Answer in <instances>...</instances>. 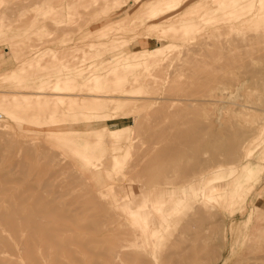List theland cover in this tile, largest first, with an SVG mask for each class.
Masks as SVG:
<instances>
[{
	"label": "rangeland",
	"instance_id": "1",
	"mask_svg": "<svg viewBox=\"0 0 264 264\" xmlns=\"http://www.w3.org/2000/svg\"><path fill=\"white\" fill-rule=\"evenodd\" d=\"M196 1L198 0H190L187 4L177 9L176 7L179 6L181 0L165 2L155 9H153L156 4L155 0H100V2L97 0L0 1V14L2 15V17H0V24L4 22L2 21L3 19H5V22L7 21V25L6 23L0 25V72L1 74L11 75L10 77H6V79L3 77L4 74H0V93L3 94L7 90L10 92L13 91L12 93L16 91L15 94L17 95H14L17 103L14 101L15 104L19 105L20 109L28 106L30 107L29 109H33V112L30 111L31 114L28 113L23 115L17 113V115L21 117L12 120L11 118L14 117L13 111L15 108L13 105L15 104L12 105L13 102L11 100H14V95L12 94L13 97H11V94L9 95V93L6 92L8 94L7 96L11 99L8 97L7 100V96H2L4 99L0 97V102L2 101L0 103V111L7 115L0 119L10 122L6 128L0 131V134L2 133L1 136L5 138V142L6 140L8 142V146L7 144L5 145L4 138L0 136V144L1 146L4 145L0 156V174L4 173L6 176L14 179L12 183L7 185L6 190L0 191V205H7L11 196L16 194V189L27 187L29 183L32 184V187H39L38 197L42 203L48 201L56 205L58 202L60 205L57 207L58 211L70 208V206L79 201L81 197H85L83 194L93 192L92 194L95 195L94 200L89 201V203H83L84 216L81 217L83 224H86L85 222H87L90 217H96L97 219L96 227L90 226L85 227L86 229H75L63 233L64 236L62 239L67 242L65 246L75 251V255H72L71 259L65 255V251H62V255L59 256L55 254L53 250H42L41 248H37V261H33L28 256L27 252L18 249L17 241L19 237L26 239L28 236L25 227L19 225L17 228H10L0 222V238L2 239L0 241V255L2 254L4 258H7L10 264H102L109 256L115 259L118 264H176L178 259L177 253L185 251L183 247L186 244L190 246L191 249L187 250V252L183 253V256H181L184 264H191L189 261L193 260L194 256L196 262L198 261L197 264H252L258 259L260 253L264 251L263 144L255 146L254 153L257 155V157L253 159V164L256 167L255 174L240 192L241 195H243V200L240 203H237L231 208H221L217 206V208L215 207L213 210L208 208L204 211H190L186 217H188L191 222L195 223V226L191 228L192 230L181 226L176 229L175 233L170 237L171 239L163 238L158 247L149 245L145 248L139 245H127L129 243L128 237L130 235L128 230L131 228V220L122 217L127 216L126 213L123 212V204L127 199L125 195L127 191L131 188L136 191V194L140 195L143 193L148 196V198H156L158 193H160L159 191L162 190V187H173L179 190L177 188L179 185L178 183L177 185L176 183L170 185L161 180L162 175L171 172L169 169L164 168L158 171L155 168H143L141 170L139 165L135 166L136 160L140 156L144 157L141 161V166L157 159L156 154L152 153V151L150 152L149 149L154 145L163 143L165 137L162 134L163 131L161 127L164 128V131H166L169 126L173 127L174 121L176 119L178 120L179 108L185 110L186 116H196L197 114L202 116L204 123L210 128H215V126L219 124V121H222L224 124H228L226 126H241L246 130L256 128L254 134L246 135V137L250 139L253 137L255 142L260 140L259 136H264V27L262 26L264 25V18H261L262 20L252 21V23L249 21L246 25H243V27L247 29L242 26L230 29L225 27L224 23L213 20V18L212 20L199 21L197 23L198 16L204 9L202 6H197L196 8L192 7ZM57 9H59L60 14L57 13ZM174 9H176L175 12L190 10L188 16L195 15L196 24L186 29L179 27L170 29L159 25L161 24V20H163L162 16L153 19L148 18L150 14L155 16L157 13L163 12L164 14L167 13L164 20H170L175 16ZM198 11L199 13L197 14ZM55 12L57 13L56 15ZM46 13H48L47 15L49 16H47ZM206 14L207 16H212L211 12ZM56 19H59V21ZM122 19L126 21L121 22ZM12 20H14V22ZM8 22L10 23L8 24ZM152 24L157 25L152 26ZM149 25L151 29L148 28ZM254 26L260 30H253L252 27ZM153 28L154 30H152ZM244 37H247V42L243 40L245 39ZM114 38L117 40L114 41ZM236 39H239L238 42ZM241 40L243 46H241L242 44L240 45L239 41ZM95 42L100 45L93 44ZM91 43L92 45L90 46L89 44ZM168 43L169 45H167ZM244 44L247 45L245 49L242 48ZM239 45L243 49V52H241ZM120 46L127 51L140 50V48L156 49L158 46L162 48L163 46L165 47L164 51L159 55L160 58L158 57L159 61L157 64L141 65L139 69V81L132 84L135 89H139L137 94L140 96L136 97V100L133 99L126 101L127 103L125 102V106H123L119 112L118 119H111L109 115L101 118L88 117L86 114L88 111H91V109L84 107L82 100L89 98L90 94H87V92H92L91 87H94L95 82L93 79L89 81L86 76V79L83 80L84 78L79 77L78 73L85 72L84 74L87 73V75H89L90 71H97L103 74L104 72L106 73V69L108 71L110 66L114 64L107 56L112 55L111 52H119ZM98 48L100 51L102 50L100 55L98 53ZM48 49L50 51H48ZM60 49H65V51ZM44 52H46L47 55ZM62 53L64 54L61 55ZM43 54L44 57H42ZM48 54L51 58H49ZM36 55L40 58V61L37 63L35 62L38 65H34L38 67L41 66V68L45 66L46 70H44L45 67L43 70L39 67L41 69L39 72L38 69L36 70L34 68L33 59H35ZM54 56H56L55 58L57 59H55ZM28 57L31 59V65H33L29 67L33 68L31 71L34 72H30V69L28 73L25 71L28 67L25 66L24 62L26 60L28 61ZM61 57H65V59ZM22 58L23 62L21 63L20 59ZM44 58H48L45 60L49 64L48 66H46L47 64ZM67 58L69 61H73L75 58L76 61L74 62L76 64H72L73 62L70 64ZM49 59H51L52 62L49 61ZM98 59L103 67L100 63L99 65L98 62H96ZM18 60L21 65L18 64ZM59 60H61V62ZM93 60H95V63ZM41 61L44 62V64H42ZM63 61L64 63L65 61L67 62L65 66ZM58 62L63 64V66L62 64L60 65L61 68L58 66ZM91 62L94 67H96L97 64L99 67L94 69ZM251 62L261 64H258L257 68H244L246 63ZM55 64H57V66ZM67 65H72V67L67 68ZM54 66L58 68V71H61L58 72ZM51 67H54L53 69L56 70L51 69ZM90 68L93 69L91 70ZM101 68L105 69L101 70ZM11 69L14 70V72ZM21 69H24V71ZM68 69L70 70L67 71ZM88 69L90 71H88ZM97 69H99V71ZM120 69L118 68V72H121L122 69ZM7 71L10 74H8ZM18 71L20 74L16 73ZM41 72L43 73L41 74ZM33 73L36 75L33 76ZM76 73L78 76H76ZM107 75L104 76V79H102L103 81L106 80L105 77H107ZM66 76L69 77V81L73 79L72 86L76 87V91L81 93L75 95L78 104L70 105L69 102H71V100L69 101V99L66 100L68 103L66 101L59 103V96H57V101L55 102L56 99L54 98V100L50 97V94L51 96L53 94L54 97V93L51 92L55 91L54 88L52 89L51 87L49 89L47 88L49 97H45L46 95L48 96V94L42 95L43 100H41V104L39 102L35 103L34 99L36 97L33 94L34 98L30 96L33 101L29 99V94H27L26 100L24 97H20V94H23L25 91L30 93L32 90H36V87L33 88L31 85H35L39 80L43 81L45 85H50L54 80L60 77L66 78ZM109 77L114 78L108 75V78ZM110 78L103 84L108 87H105L106 89H114L113 87L115 84L111 85L113 82ZM21 79L23 81H21ZM45 79L49 80L50 83L46 84ZM74 80L77 81L76 84ZM88 82L91 85V82H93V85H87ZM83 83H85L84 86H80ZM224 83L227 85L228 89L237 88V90L233 92L234 95L236 94L235 98L232 94V98L231 96L224 97L219 95L217 97H219L220 100L215 103L198 99V101H203L204 103L203 106L196 111L193 110V105H190L191 101L186 103L187 101L183 102L178 100L179 102L176 101L177 103L175 105L170 104V98H178V96L185 95L195 99L198 97L207 98L209 100L210 95L206 96L205 94H209V92L214 94L216 91L215 85H222ZM85 85L89 86L90 90ZM26 87H28V89ZM86 88L88 91H86ZM105 88L103 90H105ZM17 89L20 90V93ZM237 94L239 96H237ZM23 95H25V93ZM56 95L57 94H55V96ZM91 97L92 96H90V98ZM90 98L86 101V104L92 102V98L91 100ZM147 99L149 100L147 101ZM27 100L30 101L27 102ZM240 101L245 103L247 107L240 104ZM32 102L35 103L36 106L33 105ZM65 102L68 105H66ZM31 103L34 107L30 105ZM237 103L239 106L236 105ZM8 105H12L13 107L9 108ZM38 105L39 111L37 112ZM55 106L57 112L54 109ZM44 107H47L49 110L47 108L44 109ZM67 107H69L71 111L68 110L69 108ZM237 107L243 109L238 110L236 109ZM3 108L9 112L4 111ZM42 108L45 112H43ZM64 108H67V110ZM61 109L63 110L61 111ZM48 111H51V114H48ZM59 111L62 115H60ZM75 111H78V115H76ZM69 112L71 115L76 116L69 115ZM122 113H125V115ZM50 115L53 116V120L55 119L53 122L49 121V119H51L48 118ZM80 116L81 118H85V120L80 119ZM45 117L47 119H45ZM217 117L219 121L216 119ZM78 118L80 120H77ZM67 119L69 121H65ZM89 122L91 124H89ZM124 126H132L133 128L130 136L132 143L122 152L121 157L125 158L124 162H122L124 167L122 171L117 174L115 171V161H113L115 159L109 157L108 154H106L108 153L107 151L97 148L95 144H92L93 142L90 144V141L97 140L99 143H106V141L111 142V140H109L110 135L108 131L106 132L108 134H105L107 138H105L106 141L100 140L97 131H102L104 128L108 130V128ZM221 127H224V125L220 126V128ZM154 128H159L161 132H154ZM4 129L6 130L3 131ZM260 132L261 134H259ZM177 136L178 134L176 131L170 136L171 138L167 139H177ZM89 138H91V140H89ZM30 139L32 141L34 140L33 142L35 143L32 144ZM74 139L77 140L76 143ZM9 140L12 142H9ZM35 140L42 144L39 146L36 144ZM97 141L95 143H97ZM23 142L27 147H33L32 149L34 151L32 155L29 156L22 151L21 147H24ZM88 143V152L94 153L96 156L92 159L97 161L96 164H89L87 166L84 165V159L82 160L79 154L84 151L81 147L82 144ZM79 144H81V146H79ZM10 145L14 147V149H12ZM44 145L45 148H43ZM46 146L49 147V151L46 149ZM10 148L11 150H9ZM216 149L221 150L217 147L215 150ZM51 150L52 153L55 152L54 156L51 154ZM79 151L81 152L79 153ZM209 153H211V151L203 153V155L208 156ZM18 159L22 161L23 165V162H25V166H27V169L26 167L23 168L25 171L19 166L20 162ZM182 160L186 165V167L183 166L182 168L186 170L184 173L179 171L180 174H183L180 180H186L188 179L186 177L188 174L187 172L194 168V164L197 163V160L191 155L184 157ZM132 163L134 166L131 165ZM236 164L237 163L234 161L232 164H227V166H234ZM34 169H41L44 173L42 175H34V177H31L32 179L27 178L23 173L32 172ZM46 171L50 172L52 175L48 172L46 173ZM66 173L70 179L67 177ZM46 174L47 177L50 175L48 178L45 177V179H48L50 182L52 181V187H45L41 183L44 180L43 176H46ZM127 177L128 180L125 181ZM72 178L77 179V181L74 180L76 181L75 184L72 183ZM25 180L28 181L25 182ZM56 183H71L74 189L60 193V197L59 193L57 192L55 194L56 191L53 190ZM186 189L188 190L189 188ZM30 194L31 191H25L21 196L25 198V196H29ZM55 195L58 196L55 198ZM111 204L114 208L112 207V210L108 209L107 211V206ZM256 222H258V225L254 227ZM13 229L18 230L14 231ZM75 231L82 234V238H73L68 241V238L72 237ZM164 232L167 235L169 234L167 230H164ZM192 232H197L198 237H191L190 235ZM204 233L205 236L203 237ZM192 242H194V244H191ZM125 245H127V247H125ZM255 251L256 253H254ZM136 255L139 256L136 257Z\"/></svg>",
	"mask_w": 264,
	"mask_h": 264
},
{
	"label": "bare ground",
	"instance_id": "2",
	"mask_svg": "<svg viewBox=\"0 0 264 264\" xmlns=\"http://www.w3.org/2000/svg\"><path fill=\"white\" fill-rule=\"evenodd\" d=\"M97 1L100 2V0H97ZM168 1L173 2L175 0H155L156 4L154 5L153 9H155L157 6L164 4L165 2H168ZM189 1L190 0H181V3L179 4L178 7H176V9L180 8L184 4H187ZM6 6L9 7L8 5H6ZM91 6H92V4H91ZM91 6H88V7L90 8ZM197 6H202L204 9L202 12H200V15L198 16L199 18L197 20V23L199 21L202 22V21L212 20V18H213V20H217L219 22L224 23L225 24L224 26L227 28H230V29L235 28V27L238 28L240 26L243 27V25H246L249 21H251V23H252V21H258L259 19L264 18V0H198V1L194 2V5H192V7L196 8ZM176 9H174V12L176 11ZM47 10H49V9H47ZM57 10H58L57 13L60 14L59 9H57ZM189 11L190 10H186L183 12H175V16H173V18L170 20H164L167 13L164 14L163 12H159L155 16H153V14H150L148 16V18L153 19V18H158L159 16H162L163 20H161V24H159V25L163 26L164 28L176 29L179 27V28H185L186 29V28H189L191 26H194V24H196L195 15L194 16H192V15L188 16ZM208 12H211L212 16H207L206 13H208ZM57 13L55 12V15ZM198 13H199V11L197 12V14ZM47 14L48 13H46V15ZM50 14L53 15L52 13H50ZM47 16H49V15H47ZM0 17H2V15ZM36 18H38V17H36ZM36 18H35V20H36ZM55 18H57V17H55ZM56 20L59 21V19H56ZM2 21H4L3 23L7 22V21L5 22V19H3ZM12 21L14 22V20H12ZM123 21L125 22L126 20L122 19L121 22H123ZM3 23L1 22V24H3ZM9 23L10 22H8V24ZM6 25H7V23H6ZM155 25H157V24H155ZM155 25L152 24V26H155ZM261 25H262V23H261ZM262 26L264 27V25H262ZM18 28H20V27H18ZM148 28H150V25ZM243 28H245V27H243ZM53 29H55V28H53ZM245 29H247V28H245ZM252 29L256 30V31L260 30L256 26L252 27ZM152 30H154V28ZM182 31H184V30H182ZM237 38H239V37H237ZM246 38L243 40L247 42ZM239 39H236L237 42ZM110 40H109V43H110ZM113 40L115 41L117 39L114 38ZM43 42H45V41H43ZM239 42L241 45L242 40ZM111 43H112V40H111ZM93 44H99V43L95 42ZM89 45L91 46L92 43ZM167 45H169V43ZM240 45H239V47H240ZM165 46H163V48L158 46V48H156V49L140 48V50H134V51H127V50H125V48L121 47V48H119V52H115V53L111 52L112 55L107 56V58H109V60L111 59L114 62V64H112L110 66L108 71L106 69V73L104 72V74H103V73H99L97 71H90L89 69H88V71H90L89 75H87V73L84 74L85 72L84 73L79 72L78 73L79 77L84 78L83 80L86 79L85 78V76H86L89 81L93 79V81L95 82L94 87L93 88L91 87L92 92H87V94H90V96H92L91 97L92 100L89 96V98L92 102L89 104H86V101L89 100L88 97H87L88 99L82 100L83 106L91 109V111H88L87 114L86 113H84V114L88 115V117H97V118H101V117H105V116L109 115L111 119H114V120L118 119L119 112L123 108V106H125V104L127 103L126 101L133 100L136 97L140 96L139 94H137L139 89L138 90L135 89L134 85H132V84L134 82L139 81V76H140L139 69L141 68V65L157 64V62L159 61V58H160L159 55L164 51ZM241 46H243V44ZM245 46H247V45L244 44V47H242V48L245 49ZM123 47H125V46H123ZM239 47H238V49H239ZM242 48L240 47L241 52H243ZM51 50H52V48H51ZM60 50H62V49H60ZM63 50L65 51V49H63ZM247 50H248V47H247ZM48 51H50V50L48 49ZM98 51L97 52L100 55L102 53L101 52L102 50L100 51L98 48ZM52 52H53V50H52ZM44 53L46 54V52H44ZM57 53H59V52H57ZM63 54L64 53H62L61 55H63ZM36 56H35V59H33V65L36 64L38 61H40V58H38V56L37 57ZM48 56H49V54H48ZM42 57H44V54L42 55ZM55 57L56 56H54V58ZM23 58L20 59L21 63L23 62L22 61ZM49 58H51V57L49 56ZM54 58H52V59H54ZM58 58H59V56H58ZM90 58H92V57H90ZM25 59H27V58H25ZM46 59H48V58H46ZM46 59L44 58V61ZM55 59H57V58H55ZM62 59H65V57ZM34 60H37V61H34ZM67 60H68V58H67ZM49 61H51V59H49ZM53 61H56V60H53ZM59 61L61 62V60H59ZM66 61H65V63H67ZM74 61H76L75 58L73 61H69V62H70V64L73 62L72 64L75 65L76 63ZM93 62L95 63V60H93ZM96 62H98V64H99L100 63L99 59H98V61L96 60ZM26 63H27V65H26ZM41 63L44 64V62H42V61H41ZM63 63H64V61H63ZM65 63H64V66H65ZM78 63H79V61H78ZM18 64H20L19 60H18ZM24 64L26 67H28L27 70H25L26 73H28L29 69H30L29 70L30 72H34V71H31L33 69L31 67L33 65H31V59L29 57H28V61L26 60L24 62ZM46 64H45L46 66L49 65L47 62H46ZM51 64H53V63H51ZM61 64L59 63L58 66H60ZM98 64L96 67H99V65L101 63L99 65ZM258 64H261V63H258ZM258 64L255 62L246 63L244 65V68H246V69H250L252 67L257 68ZM36 65H38V64H36ZM36 65H34L35 66L34 68L36 70L38 69L39 72L41 69L43 70V68L45 67L43 65H42L43 66L42 68H41V66H39L41 68L40 69ZM55 65L57 66V64H55ZM116 65H119V66H116ZM22 66H24V65L22 64ZM25 66H24V68H25ZM29 66H31V67H29ZM56 66H54V67L56 68ZM62 66H63V64H62ZM92 66H93V63H92ZM54 67H51V69H53ZM68 67L70 68V67H72V65H69V66L67 65V68ZM96 67L93 66L94 69ZM102 67H103V65H102ZM17 68H18V66H17ZM60 68H61V66H60ZM93 68H90V69L92 70ZM118 68L122 69V70L120 69L121 72L120 71L118 72ZM163 68H165V67H163ZM47 69L49 70L48 67H47ZM56 69L58 71V68H56ZM56 69H53V70H56ZM102 69H105V68H101V70ZM21 70L24 71V69H21ZM44 70H46V67L44 68ZM69 70L70 69H68L67 71H69ZM97 70L99 71V69H97ZM12 71L14 72V70H12ZM12 71H10V72H12ZM60 71H58V72H60ZM36 72H38V71H36ZM16 73H19V71ZM42 73L43 72H41V74ZM0 74H1V72H0ZM3 74L4 73H2L1 75H3ZM8 74H10V73L8 72ZM19 74H17V75H19ZM24 74H25V72H24ZM24 74H23V77H24ZM107 74L111 77L112 76L114 77V78L109 77L110 80L113 82L111 85H113V84L116 85V87H115V85H114V87L112 86L114 89H112V88L106 89L108 87L103 85L105 81L109 80ZM35 75L36 74L33 73V76H35ZM105 75H107V77H105L106 80L103 81L102 79H104ZM10 76L11 75H5V74L3 75L4 78L10 77ZM59 76H61V75H59ZM76 76H78L77 73H76ZM26 77H27V75H26ZM61 77L54 80L55 83L53 82L52 84L50 83L49 78H48L49 80L45 79L46 84L50 83V85L49 84L45 85V83H43V81L39 80L38 83H36V84L34 83L35 85H31V86H33V88L36 87V90H32V92H30V93L29 92L27 93L26 91L24 92L22 90L25 93V95H23L24 94L23 93V94H20L21 96L20 95L19 96L21 98L24 97V99L25 98L27 99V94H29V99L32 100L31 97H33V95H35V97H36L34 99L35 103L39 102L41 104V100H43L42 95L48 94L49 92L47 90L51 87L52 89L54 88L55 91L51 92V93H54V97H53V94H52V96L50 94V97H52L53 99L54 98L56 99L57 96H59L58 97L60 100V101H58L59 103L60 102L62 103L64 101H66L67 99H69V101L71 100V102H69L70 105L78 104V101L75 99L76 98L75 95H78L81 93L76 91V87L72 86L73 79H71L69 81V77H67V76H66V78H61ZM206 77H209V76H206ZM21 81H23V80L21 79ZM76 82L77 81H75L74 83L76 84ZM69 83L71 84V86ZM91 83L93 85V82H91ZM84 84L85 83L81 84L80 86H84ZM211 84H214V83H211ZM87 85H91V84H89V82H88ZM87 85H85V86H87ZM21 87H19V88H21ZM87 87L89 89V86H87ZM26 88L28 89V87H26ZM104 88H105V90H103ZM88 89L86 91H88ZM215 89H216V91L214 92V94H211L210 92H209V94H205L206 96L210 95L209 100L207 98H198V97H196V99H195V98H192L191 96L185 95V96H178V98H176V97L170 98L169 99L171 102L170 104L175 105L177 103L176 101H178V100H181L183 102L187 101L186 103H188V101H191L190 105L191 106L193 105V110L196 111V110H199L200 107H202L203 103H204L203 101L202 102L198 101V99L207 100L210 103H215L216 101L220 100V98L217 97L219 95L224 96V97H230L232 94V96H234V98L236 96V94L234 95L233 92L235 90H237V88L228 89V87L225 83L222 85H215ZM78 90H80V89H78ZM22 91H21V93H22ZM6 92L9 93V95L11 94V97H13L12 94L14 95L16 91H14V93H12L13 91L10 92L9 90H7L4 93L2 92L4 95L0 93V97L2 99H4V97L8 95ZM18 92L20 93V90H18ZM237 93H238V91H237ZM55 94H57V95L55 96ZM87 94H85V95H87ZM144 94H145V92H144ZM15 95H17V94H15ZM15 95L13 97L14 100H11L13 102L12 105L15 104V102L17 103V100H15L16 99ZM2 96H4V97H2ZM232 96H231V98H232ZM237 96H239V95L237 94ZM8 97L9 96H7V100H8ZM45 97H49V94H48V96L46 95ZM108 98H110V99H108ZM18 99L21 100L20 98H18ZM30 100H27V102ZM148 100L149 99H147V101ZM150 100H152V99H150ZM232 100H234V99H232ZM56 101H57V99L55 100V102ZM234 101H232V102H234ZM242 101H240L241 103L240 102H238V103L247 107V105L245 103H242ZM110 102H113V103H110ZM142 102L144 104L143 100H142ZM32 103L30 104L31 106L35 105V103H33V105H32ZM67 103H66V105H68ZM238 103L236 104L237 106H239ZM12 105H8L9 108H12L13 106H15L14 111H13L14 117L11 118L12 120H14L17 117H21V116H18L17 113H21V114L25 115V114L30 113V111L33 112V109H29L30 108L29 106L24 107L23 109H20L19 105H17V104H15L13 106ZM56 106H57V104H56ZM56 106L54 107L55 110L57 109ZM58 106H59V104H58ZM38 107H39V105L37 106V112L39 111ZM47 107H44V109ZM78 107H80V106H78ZM67 108H69V107H67ZM67 108H64V109L67 110ZM44 109H43V112H45ZM236 109L242 110L243 108L237 107ZM3 110L6 112H9L5 108H3ZM59 110H60V107H59ZM62 110L63 109H61V111ZM68 110H70V108ZM178 111H179L178 120L176 119L174 121V123L172 125L173 127L169 126L166 131H164V128L161 127V130L163 131L162 134L165 137V140H163V143H161L159 145H154L153 147H151L149 149L150 152L152 151V153L156 154L157 159L153 160V162L146 163L145 165L141 166L140 164H141V161L143 160L144 157L140 156L136 160L135 166L139 165L141 170L143 168H145V169H154L155 168L158 171L161 169H164V168L169 169L171 172H169L168 174L162 175L161 180L164 183H167L170 185L172 183H176V185H177V183H178L179 185L177 188L179 190H176L173 187L172 188L171 187H162V190L159 191L160 193H158V196L156 198H148V196H146L143 193H141L140 195L136 194V191L131 189V188L129 189V191H127V193L125 194L127 199H126V202L123 204V209H124L123 212L126 213L127 216L126 217L122 216V217L124 219L129 218L131 220V223H130L131 228L128 230V233L130 236L128 237L129 243L127 245H129V246L139 245L141 247L147 248L150 245V246L158 247L163 238L164 239L170 238L175 233L176 229L180 228L181 226H184V228H186V229L192 230L191 228H193L195 226V223L191 222L188 219V217H186V215L190 211H195V210L204 211L208 208L213 210V208H215V207L217 208V206H220L221 208L222 207L223 208L224 207H227V208L230 207L231 208V207L235 206L237 203H240L243 200L242 199L243 195H241L240 192L243 190V188L248 184V181L255 174L254 172L256 170L255 169L256 167L253 164V159L255 157H257V155L254 153V150H255V146H258L259 144L264 145V136H261V137L259 136L260 140L255 142L253 137L250 139L249 137H246V135L254 134L256 131V128L251 129V130L243 129L241 126H236V127L232 126L233 127L232 128L231 126H226L228 124H224V122L219 121L218 117L216 119L219 121V124L217 126H215V128H210L204 123V119H202V116H200L198 114L196 116H186L185 110L183 108H179ZM48 112H49L48 114H51V111H48ZM53 112H54V110H53ZM56 112H57V110H56ZM77 112L75 111L76 115H78ZM0 113H1V118L7 116L2 111H0ZM43 114H45V113H43ZM122 114L125 115V113H122ZM60 115H62L61 112H60ZM69 115H71V113ZM53 116L55 117L54 113H53ZM53 116L50 115V117H48V118L52 119V120L49 119L50 122L51 121L53 122L55 120V119L53 120ZM71 116H74V115H71ZM45 119H47V118L45 117ZM80 119L85 120V118H81V116H80ZM80 119L78 118L77 120H80ZM44 121H46V120H44ZM65 121H69V120L67 119ZM135 121H136V118H135ZM8 123H10V122H6V121L0 119V131L3 128H6L9 125ZM42 123H44V122H42ZM86 123H88V122H86ZM89 124H91V123L89 122ZM223 125H224V127L220 128V126H223ZM89 127H90V125H89ZM91 127H92V125H91ZM91 129H93V128H91ZM105 129L106 128H104V130L102 129V131H97V134H98L100 140L106 141L105 140V138H106L105 134L109 133V135H110L109 140H111V142L106 141V143H103V142L99 143L96 140L97 143H95L96 141H90V144H91V142H93L92 144H95V146L97 148H101L102 150L107 151L108 153H106V154H108L109 157H112L115 159L113 161H115V171L118 174L119 172L122 171V169L124 167L122 162H124L125 158L121 157L122 152L124 151V149L126 147H128L132 143V141H131L132 139L130 140V136L132 134L133 128H132V126H124V127H118V128H108V130H105ZM5 130L6 129H4L3 131H5ZM87 130H88V127H87ZM161 130L159 131V128L158 129L154 128V132L155 131L161 132ZM107 131H108V133H106ZM176 131L178 134V136L176 137L177 139H167V138H171L170 136H172L173 133ZM79 132H81V131H79ZM3 133H5V132H3ZM1 134H0V136H1ZM5 134H8V133H5ZM77 134H79V133H77ZM259 134H261V132ZM70 135H71V133H70ZM71 137H72V135H71ZM2 138H4V137H2ZM3 140L5 142V138ZM72 140H73V138H72ZM89 140H91V138H89ZM33 141H32V144L35 143ZM74 141L76 143L77 140L74 139ZM4 142H2V143H4ZM6 142H7V140H6ZM6 142H5V145L7 144V146H8V142L7 143ZM9 142H12V141L9 140ZM135 143H137V142H135ZM36 144H38L40 146L42 143L40 144L36 141ZM36 144H34V145L37 146ZM77 144H78V142H77ZM88 145H89V143L88 144H82V146H81V144H79V146H81L82 150H84V151H82V152L79 151V153L81 152V154L78 153L79 156L82 157V160L84 159V161H83L84 165H87V166L89 164H96V161H97V160L95 161L92 159L96 155L94 153L88 152L89 151L87 149ZM23 146L24 147H21V148H22V151H24V153H26L29 156L33 154L32 153L34 151L32 149L33 147H27L26 144L24 145V142H23ZM222 146H223V148H222ZM10 147H12V146L10 145ZM216 147L220 148L221 150L216 149L217 150L216 151L215 150ZM2 148H4V145L1 146V144H0V156H1V152L3 151ZM43 148H45V145L43 146ZM12 149H14V147H12ZM46 149L48 150L49 147L46 146ZM9 150H11V148ZM94 150H96V149H94ZM210 151H211V153H209L208 156L203 155V153H208ZM93 152H95V151H93ZM54 153L55 152L52 153V150H51V154L53 156H54ZM189 155L194 156L197 160V163L194 164V168L191 171L187 172L188 174L186 173L187 174L186 177L188 179L180 180V178L183 174H180L179 171L184 173V171L186 170V169L182 168L183 166L186 167V165L184 164L182 159L186 156H189ZM22 158H24V157H22ZM234 161L237 163L236 165L227 166V164H230V163L232 164ZM19 162L22 164V161L19 160ZM20 163H19V166H21V169H23L25 167L27 169V166H25V162H23L24 163V165L22 164L23 166ZM131 165H133V163ZM36 167H37V165H36ZM40 167H41V165H40ZM181 169H183V170H181ZM23 170H21V171H23ZM95 170H97V169H95ZM126 170H129V169H126ZM49 171H51V170H49ZM47 172L48 171H46V173ZM23 173L25 174V176H27V178H31V177H34V175H42L44 173V171L41 169H34V171H32V172H23ZM48 173L50 175H52L50 172H48ZM63 174H64V172H63ZM43 177H44V180L41 182L42 185L45 187H48V186L52 187L51 186L52 181L50 182L48 179H45V177L48 178L47 174H46V176H43ZM67 177H69L68 174H67ZM263 177H264V175H263ZM69 179H70V177H69ZM72 180L77 181L76 178H72ZM126 180H128V177H127V179L125 178V181ZM13 181H14V179L6 176L4 173L0 174V191L6 190L7 185L12 183ZM27 181L28 180H25V182H27ZM73 181H72V183L75 184L76 181H74V182ZM138 182H139V180H138ZM53 183H54V181H53ZM31 185L32 184L29 183V184H27V187L17 188L15 191L16 194L14 196H11V198L9 199V203L7 205H0V222L2 224H5L6 226H9L10 228H12V227L17 228V226L19 227V225L22 227H25V230L28 233V236L26 239H24V238L22 239L21 237H19V239L17 241V246L19 247L18 248L19 250L22 249L23 251L27 252L28 256L33 261H37V257H36V255H37L36 249L37 248L38 249L41 248L42 250H44V249L45 250H53L55 252V254H57L59 256L62 255V253H61L62 251H65L66 252L65 255H67V257L71 259L72 255L73 256L75 255V251L73 249L71 250L70 248L65 246L67 242L63 241V239H62L64 236L63 233H65V231H72L75 229H86L85 227H90V226L96 227L97 226L96 217H90V219L87 222H85L86 224H83L82 217H81V216H84V209L82 207L83 203L84 202L89 203V201L94 200L95 195L92 194L93 192L89 193V194H83V195H85V197H81V199L79 201H77L76 203L72 204L70 206V208L62 210V211H58L57 207L60 206L58 202L56 205L54 203H51L48 201L42 203L38 197L39 190H40L39 187H37V186L32 187ZM186 188H189V189L187 190ZM71 189H74L73 185L71 183H67V184H64V183H58L57 184L56 183V186L53 190L56 191L55 194L58 192L60 197H61L60 193L71 190ZM42 190H43V187H42ZM25 191H31V194L29 196H25V198H24L21 196V194H23ZM56 196H58V195H55V198H56ZM128 197H130V198H128ZM112 207L113 206L111 204V205L107 206L106 210L107 211H108V209L112 210L114 208V207L113 208ZM261 215H262V213H261ZM257 225H258V222H256L254 224V227H256ZM13 230L17 231L18 229L17 230L13 229ZM164 230L169 231V234L168 235L165 234ZM205 232H207V231H205ZM72 235H71L72 237L68 238V241L72 240L73 238H75V239L82 238L81 237L82 234H80L78 231H75V233ZM190 236L193 238L198 237L197 232H192V234ZM204 236H205V233H204L203 237ZM1 240L2 239L0 238V241ZM191 244H194V242H192ZM127 245H125V247H127ZM183 248H185V251L177 253L178 259L176 261V264H184L183 260L181 259V256H183V253H186L187 250L191 249V247L187 246V244ZM254 253H256V251ZM111 254H112V251H111ZM138 256L139 255H136V257H138ZM189 262H191V264H197L198 263V261L196 262L195 256H194V259L190 260ZM116 263L117 262L115 261V259H113L111 256H109V258L106 259L105 262H102V264H116ZM0 264H10L8 259L4 258L2 256V254L0 255ZM94 264H98V263H94ZM252 264H264V251L260 253L258 259Z\"/></svg>",
	"mask_w": 264,
	"mask_h": 264
},
{
	"label": "built area",
	"instance_id": "3",
	"mask_svg": "<svg viewBox=\"0 0 264 264\" xmlns=\"http://www.w3.org/2000/svg\"><path fill=\"white\" fill-rule=\"evenodd\" d=\"M0 118H1V114H0Z\"/></svg>",
	"mask_w": 264,
	"mask_h": 264
}]
</instances>
